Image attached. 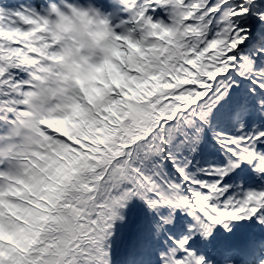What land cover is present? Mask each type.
Returning a JSON list of instances; mask_svg holds the SVG:
<instances>
[{
    "label": "snow or ice",
    "instance_id": "snow-or-ice-1",
    "mask_svg": "<svg viewBox=\"0 0 264 264\" xmlns=\"http://www.w3.org/2000/svg\"><path fill=\"white\" fill-rule=\"evenodd\" d=\"M0 264H264V0H0Z\"/></svg>",
    "mask_w": 264,
    "mask_h": 264
},
{
    "label": "clouds",
    "instance_id": "clouds-1",
    "mask_svg": "<svg viewBox=\"0 0 264 264\" xmlns=\"http://www.w3.org/2000/svg\"><path fill=\"white\" fill-rule=\"evenodd\" d=\"M135 55V50L133 49V56ZM132 57L130 56L129 59H131Z\"/></svg>",
    "mask_w": 264,
    "mask_h": 264
}]
</instances>
